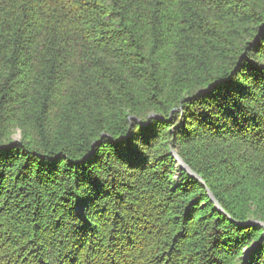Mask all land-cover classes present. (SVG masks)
<instances>
[{"label": "trees", "instance_id": "obj_1", "mask_svg": "<svg viewBox=\"0 0 264 264\" xmlns=\"http://www.w3.org/2000/svg\"><path fill=\"white\" fill-rule=\"evenodd\" d=\"M250 221L264 0H0V264H264Z\"/></svg>", "mask_w": 264, "mask_h": 264}, {"label": "rangeland", "instance_id": "obj_2", "mask_svg": "<svg viewBox=\"0 0 264 264\" xmlns=\"http://www.w3.org/2000/svg\"><path fill=\"white\" fill-rule=\"evenodd\" d=\"M13 138H14V140L15 141H21V139H22V136H21V133L20 132H18V133H16L14 136H13ZM173 154H174V156H175V158L177 159L176 160V164H177V166L179 167V169H185L186 170V168L179 162V160H178V158L179 159H181L183 162H184V160L179 156V154L176 152V151H174L173 152ZM184 164L192 171V169L184 162ZM187 171V170H186ZM188 172V171H187ZM192 173H194L193 171H192ZM188 174H190L189 172H188ZM195 175H192V176H194V177H196V178H200L196 173H194ZM179 175L180 174H178L177 173V177H179ZM191 175V174H190ZM200 180V179H199ZM203 181V180H202ZM201 181V182H202ZM210 192L211 191H209V194H210ZM218 208V207H217ZM221 212H224V211H221ZM250 222L251 223H254V224H250ZM250 222H248V223H246V225H248V226H257V225H260V226H262V227H264V225H262V224H264V223H262V224H260L261 222H258V221H250ZM257 223V224H256ZM256 224V225H255ZM247 253H249V250H247L246 251Z\"/></svg>", "mask_w": 264, "mask_h": 264}, {"label": "water", "instance_id": "obj_3", "mask_svg": "<svg viewBox=\"0 0 264 264\" xmlns=\"http://www.w3.org/2000/svg\"><path fill=\"white\" fill-rule=\"evenodd\" d=\"M153 118H159V116H157V115H152L151 117H150V119H153ZM178 160H179V162L186 168V170L191 174V175H195L194 173H192V171L184 164V162L181 160V159H179L178 158ZM196 176V175H195ZM200 179V181H202V179L201 178H199ZM203 182V181H202ZM210 196L212 197V200L216 203V205H217V207H218V209L220 210V211H223V209L221 208V206L219 205V203L216 201V199H215V197L213 196V194L210 192ZM250 224H254V223H251L250 222ZM257 224V223H256ZM255 224V225H256ZM260 224H262V223H260ZM262 225H264V224H262Z\"/></svg>", "mask_w": 264, "mask_h": 264}]
</instances>
